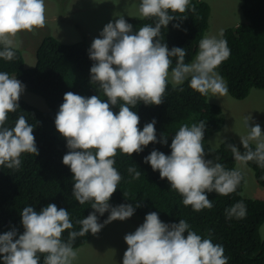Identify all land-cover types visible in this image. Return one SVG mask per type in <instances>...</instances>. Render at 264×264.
I'll use <instances>...</instances> for the list:
<instances>
[{
  "label": "clouds",
  "instance_id": "9594fccd",
  "mask_svg": "<svg viewBox=\"0 0 264 264\" xmlns=\"http://www.w3.org/2000/svg\"><path fill=\"white\" fill-rule=\"evenodd\" d=\"M189 4L190 0H140L139 14L155 18L154 26L146 24L133 32V26L119 15L92 41L88 51L94 61L90 82L99 84L107 100L99 95L84 97L66 92L55 117V127L69 149L62 162L73 173V196L80 204L93 201L94 211L77 221L80 230L69 231L68 242H64L62 234L73 229L66 209L55 204H48L39 212L32 206L25 207L20 213L23 234L16 238L17 231L13 229L0 235L3 264H40V255H44V264H72L77 256L72 243L77 237L88 233L96 235L105 225L133 216L135 208L131 204L109 205L122 179L114 167V157L117 150L131 156L142 152L150 143L158 142L156 120L145 124L141 131L140 118L132 109L140 102L163 104L169 77L174 86L190 78L189 87L201 95L228 94L226 82L216 71L230 56L225 39L205 36L199 42L193 62L185 63V49L169 50L159 38L161 29L177 19L170 13L183 14ZM191 10L195 11V7ZM45 23V0H0V44L4 45L0 57L14 59L13 38L21 31L42 28ZM173 26L179 28V24ZM173 58L175 67H172ZM24 92L25 85L21 81L0 72V166L9 169L20 167L23 153L39 155L34 127L24 115L18 117L13 127H5L8 114L19 109V99ZM120 101L123 103L115 113L112 108ZM244 119L250 130L247 137L241 138L246 151L241 153L231 144L229 147L236 161L245 164L256 161L264 167V133L258 123L250 127L251 116ZM205 128L204 121L191 126L184 124L172 138L171 155L154 149L144 158L153 171L159 172L160 179L166 178L171 188L183 197V204L197 212L213 207L206 192L228 195L243 178L240 171L226 170L222 164L205 159L202 143ZM167 139V135L162 134L159 142L167 144ZM251 141L256 142L255 150L250 147ZM128 172L135 173L134 179L141 174L134 167ZM105 212H110L107 220L98 223L96 213ZM226 214L229 218H242L246 215V206L239 202L227 209ZM124 240L128 247L123 264H228L222 245L190 230L185 220L165 224L156 212L147 214L143 224L134 233L126 234Z\"/></svg>",
  "mask_w": 264,
  "mask_h": 264
},
{
  "label": "trees",
  "instance_id": "16d2710c",
  "mask_svg": "<svg viewBox=\"0 0 264 264\" xmlns=\"http://www.w3.org/2000/svg\"><path fill=\"white\" fill-rule=\"evenodd\" d=\"M241 2L245 23L225 29L223 36H219L218 39L227 41L230 56L216 69L226 82L228 95L235 100L247 98L251 89L264 92V0ZM193 6L195 11L191 10ZM170 14L177 19L171 21L167 28L161 29L159 38L167 44L169 50L173 47L185 49V63H191L199 51V42L208 29L210 8L204 2L190 0L185 13ZM125 20L133 26V32L146 24H155V18L134 17ZM176 24H179V28L173 26ZM3 47L0 44V50ZM90 47L86 42L61 44L55 38L45 36L35 51L36 61L33 68H24L23 57L18 49L12 48L15 57L11 61L0 57V72L16 77L25 85L26 92L41 97L48 108V112H41L19 99V109L8 114L5 127H13L20 115H24L34 127L33 135L39 155L21 154V165L18 169L0 166V235L13 229L17 231L16 238L23 234L20 213L25 207L32 206L39 212L48 204H55L68 211L73 224V229L62 234L63 241L68 242L69 231L80 230L81 226L77 221L94 211L93 201L80 204L73 196V173L62 162L69 149L66 140L55 127V117L64 102L66 92L71 91L84 97L99 95L102 100H107L99 84L90 82V69L94 63L88 55ZM172 67H175V58ZM189 80L178 86L169 83L163 104L155 106L140 102L132 109L140 118L138 128L141 131L145 124L156 120L158 142L150 143L142 152L133 153L131 156L117 150L114 167L122 179L111 196L109 205L117 207L131 204L135 208L133 216L143 222L151 212H156L160 220L169 225L185 220L190 230L223 246L228 264H264V240L259 235V229L264 224V201L241 197L244 185L242 174L243 178L234 192L228 195L206 192L213 207L197 212L191 206H185L183 197L171 188L167 179L161 180L159 172L153 171L150 164L144 162V158L154 149L171 155V141L179 128L184 124L191 126L204 121L206 128L202 143L205 159L222 164L226 170H236V160L229 144L236 146L241 153L246 150L241 142L233 140L223 142L217 149L206 144L208 137L223 128L221 109L208 103L207 95L192 90ZM121 103L123 102H118L112 108L115 113L119 112ZM162 134L167 135V144L159 142ZM250 147L255 150L254 145L250 144ZM246 165L253 171L256 183L264 188V167L256 161H249ZM130 167L141 173L138 179L133 178L135 173L128 172ZM239 202L246 206V215L242 218H229L226 210ZM137 204L140 206L136 207ZM96 215L98 223L103 224L110 212ZM107 225L96 235L102 233ZM96 235L88 233L77 237L72 243L73 249L81 247ZM184 235L186 237L187 233ZM0 264H3L2 257ZM40 264H44V255H40Z\"/></svg>",
  "mask_w": 264,
  "mask_h": 264
},
{
  "label": "rangeland",
  "instance_id": "374dc122",
  "mask_svg": "<svg viewBox=\"0 0 264 264\" xmlns=\"http://www.w3.org/2000/svg\"><path fill=\"white\" fill-rule=\"evenodd\" d=\"M199 1L206 3L210 8L209 26L204 37L215 36L219 38L221 30L224 31L240 23H245L241 11V0ZM69 2L70 0H45L46 5H53L54 7L53 9H45V26L36 28L31 32L21 31L13 38L12 48L21 52L25 69L34 67L35 51L45 36H51L61 44L86 42L91 46L92 41L99 37L105 25L109 22L114 23L119 15H123L125 19L142 18L138 11L140 3L138 0H125L124 7L118 6L119 0H96L90 10L84 7L81 12L69 11ZM117 7L121 9V12L115 16L114 9ZM169 83L173 85L170 77ZM20 100L41 112H48L44 100L39 96L25 91ZM207 101L221 109L224 121L223 128L207 138L206 144L210 148L217 149L227 140L241 142L242 137H247L250 131L245 124L244 118L247 116L252 117L249 121L250 127L258 123L263 133L264 92L262 90L251 89L247 98L243 100H235L228 94L212 96L209 93ZM250 144L256 147L255 141H251ZM235 169L240 171L244 177L241 197L264 201V188L256 183L253 171L245 163L239 161H236ZM142 224L143 221L134 216L124 221L116 220L109 223L102 233L87 240L80 249H73L77 252V256L72 264H123V253L128 247L124 237L126 234L134 233ZM259 235L264 240V224L259 229ZM119 245H126L125 249H120ZM110 252H114V254H110Z\"/></svg>",
  "mask_w": 264,
  "mask_h": 264
},
{
  "label": "crops",
  "instance_id": "0c3cea01",
  "mask_svg": "<svg viewBox=\"0 0 264 264\" xmlns=\"http://www.w3.org/2000/svg\"><path fill=\"white\" fill-rule=\"evenodd\" d=\"M95 1H96V0H70V2H69V4H68V10H69V11H72V12H75V11H76V12H81V9L84 8V7L90 10V8L94 6ZM138 1L140 2V0H138ZM125 4H126L125 0H119V2H118V6L121 5V6L124 7ZM47 8H51V9H53L54 7H53V5H46V4H45V9H47ZM114 10H115V12H116V13H114L115 16H117L118 13L121 12V11H120L121 9H119L118 7L115 8ZM131 221H132V220H131ZM116 246H117V245H116ZM125 246H126V245H119L118 247H119L120 249H125ZM81 247H82V246H81ZM81 247L77 248V250L80 249ZM74 250H75V249H74ZM122 253H123V252H122ZM110 254H114V252H110ZM123 254H124V253H123ZM108 258H110V256H108Z\"/></svg>",
  "mask_w": 264,
  "mask_h": 264
}]
</instances>
